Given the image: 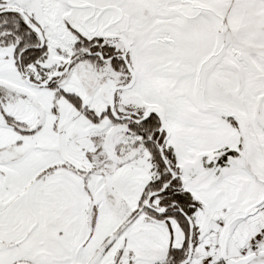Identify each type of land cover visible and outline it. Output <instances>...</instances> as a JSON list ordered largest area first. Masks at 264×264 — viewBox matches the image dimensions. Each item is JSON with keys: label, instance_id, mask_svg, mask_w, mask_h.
I'll list each match as a JSON object with an SVG mask.
<instances>
[{"label": "snow or ice", "instance_id": "6c2138e0", "mask_svg": "<svg viewBox=\"0 0 264 264\" xmlns=\"http://www.w3.org/2000/svg\"><path fill=\"white\" fill-rule=\"evenodd\" d=\"M0 264H264V0H0Z\"/></svg>", "mask_w": 264, "mask_h": 264}]
</instances>
